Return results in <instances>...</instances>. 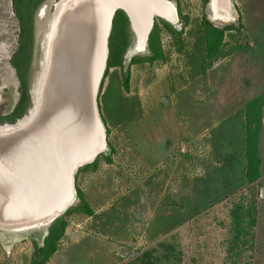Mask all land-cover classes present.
<instances>
[{
    "label": "rangeland",
    "instance_id": "obj_1",
    "mask_svg": "<svg viewBox=\"0 0 264 264\" xmlns=\"http://www.w3.org/2000/svg\"><path fill=\"white\" fill-rule=\"evenodd\" d=\"M60 1H29L22 21L15 0H0V122L12 120L22 73L30 100L25 116L32 107L49 21L67 0ZM172 3L178 19L171 26L181 35L159 23L163 59L132 65L133 58L149 51L147 46L144 54L133 52L136 38L129 28L125 69L110 70L99 91L109 154H101L96 171L75 177L74 188L83 191L93 215L70 214L57 264H128L161 242L174 243L185 264H227L230 212L249 194L244 188V105L264 93V0H232L234 21L229 23L214 21L209 3L201 0ZM204 17L220 29H238L225 34L214 60L206 58ZM20 58L28 66L21 72L15 68ZM256 189L258 249L252 261L251 252L245 260L264 264V178ZM79 204L76 195L70 208ZM47 231L0 230V264H30L33 240L42 245Z\"/></svg>",
    "mask_w": 264,
    "mask_h": 264
},
{
    "label": "water",
    "instance_id": "obj_2",
    "mask_svg": "<svg viewBox=\"0 0 264 264\" xmlns=\"http://www.w3.org/2000/svg\"><path fill=\"white\" fill-rule=\"evenodd\" d=\"M219 1L222 7L221 11L230 14L232 0ZM61 2L62 0L60 1V3ZM164 2L173 5V3L169 2L168 0H159L158 3H137L133 9V15L121 7H118L117 9H115V11H123L127 15L130 21V28L133 33H135V24H140L141 28H145L150 24L145 35V42L147 47L148 38L153 28L155 18H160L171 25H175V22H171L170 20L162 16L163 14L161 13L160 9L162 7H159V4L163 5ZM213 4V0H209V9L212 8ZM174 10L177 12L175 6ZM115 11L110 18L109 31L105 39V54L102 60V73L101 75L99 74L97 76L96 85L94 80L91 83L92 90L89 87L90 95L92 97V118L94 120V123H97L98 130H100V143L103 138L105 150L103 152L96 153L94 157H92V155H89V157H87V159L89 160L82 159V157L80 156L73 164L71 163L72 159L70 158L71 160L68 159L67 161V167H64L62 165L52 167L50 175H45L43 178L44 180H42L41 177V175L43 174L42 171L46 172L50 169L46 166L43 167L40 164L34 162V160H37L39 157L43 156V150L45 152L47 151V147L44 148L43 145H49L51 143L50 141L47 142V140L44 141V136L48 134L46 133L47 130L45 127L47 126V122L49 121V116L53 114L59 115L58 109L60 110V112H65L66 109H61L59 108V106L62 105L67 108V103H61L67 97L68 91L72 90V94L76 95L79 91L77 82H83V85L85 83L89 84V82L91 81L90 73L91 70H93L92 66H95V69H100V60L97 56L98 54L94 55L93 52H91V50H88L86 46L85 48H83L84 45L78 47V44H76L79 41L76 26L77 23L68 15L61 20L60 25L58 26V29L54 34L52 46L50 47V54L46 70L43 75L40 90L41 97L39 116H34L32 118L29 116L34 109L35 103L34 93L36 92V89H33L32 107L28 111L27 115L18 120L14 125L4 124L0 126V143H4L3 145L9 146V142L11 141V139H15L18 137H20V140L25 141L26 146L16 153L15 162H17L18 165L24 163V161L30 162L31 167L29 168L28 173L31 172V168L32 170H34L37 166H39V174H29L30 176H32V178L28 179L27 172H20V168L16 169V167L18 166L17 164L12 170L6 168L7 164L3 165V161H0V163L3 165V167H0V228H2V230H9L15 226L18 227L26 224L28 225L27 229H30L31 231L37 230L40 227L48 229L55 220L64 215L66 211L71 207V198L73 197V195L74 198L77 195L74 188V181L78 171L84 166L92 164L101 154H109V150H106L107 143L105 140L103 124L99 117L97 98L107 66L108 41L111 34ZM54 14L55 12L51 16L49 25L52 22ZM80 53L87 54L86 56L82 54L84 56V58H82L83 62L86 64V66H84L83 68L77 65V59L75 56H73L74 54ZM41 70L42 65L40 68V73ZM72 70H81L82 73L84 70L83 80L77 81L73 79L74 81L72 80L70 84L69 75H71ZM82 73L80 74V76L82 75ZM87 74H90L89 80H85ZM38 78L40 79V77ZM85 87L88 88L87 85ZM95 92L96 95H94ZM46 111H49V114L45 117ZM27 118H30L27 124H25L22 128H19L18 125H20V123ZM34 139L38 142L35 145ZM28 146L32 147L31 150L34 151L31 158H29L30 156L28 157L29 159L27 158L26 154H24V152H27L26 150ZM6 159L9 160V158L7 157ZM47 162H49V159H47ZM8 165H10V163ZM3 169L12 171V177L6 176L4 174L6 170ZM13 175L18 179H16V182H12L10 180L14 178ZM40 220H45V222L40 223ZM45 236H47V233L45 234Z\"/></svg>",
    "mask_w": 264,
    "mask_h": 264
},
{
    "label": "trees",
    "instance_id": "obj_3",
    "mask_svg": "<svg viewBox=\"0 0 264 264\" xmlns=\"http://www.w3.org/2000/svg\"><path fill=\"white\" fill-rule=\"evenodd\" d=\"M31 0H15V11L20 18L27 12ZM41 1V0H40ZM176 2L177 0H168ZM204 6L209 3V0H201ZM241 20V17L239 18ZM241 22V21H240ZM159 23L170 28L173 35L180 36L171 24L166 21L155 18L153 28L148 38L149 55L144 58H133L132 65L149 63L153 64L161 61L164 57ZM130 21L123 11H117L112 22L111 34L108 41V59L104 77L100 87V93L105 79L108 77L110 70L125 69V55L131 43ZM204 30L206 58L214 60L220 53L225 34L227 32L238 31L234 26H227L223 29L212 25L205 17L202 21ZM22 37L25 36V26L22 25ZM25 48L22 46L21 55L24 54ZM20 57V56H19ZM18 57V58H19ZM21 58H24L21 56ZM16 62L17 70H26L28 66H24ZM26 63V62H25ZM24 72V71H23ZM25 73V72H24ZM123 85L126 91L129 90V76H123ZM21 98L16 106L12 116V120H5L7 123L0 122V126L4 124L14 125L18 120L25 115L27 108L30 105L28 89L26 88V77L22 73ZM24 111V112H23ZM264 133V93L256 98L248 101L244 105V180L245 189L249 194L242 195L237 203H235L230 212V226L228 227L229 237L226 240V263L227 264H253L247 260L255 258L258 249L257 227L260 218V208L257 200V187L264 178V159L262 157V136ZM101 156V155H100ZM99 156V157H100ZM103 156V154H102ZM106 158L107 156L104 155ZM98 157V158H99ZM98 158L89 165L84 166L78 171L76 179L83 171L93 170L98 168ZM111 162L110 159L107 160ZM77 198L80 204L75 208H70L64 215L55 220L48 228L47 236L44 238L42 246L36 239L33 240L34 254L30 264H48L50 259L59 250L60 244L66 235L69 226L68 217L73 211L88 216L93 215L92 209L85 201L83 191L76 187ZM224 226V224L222 225ZM248 252H251L249 256ZM247 256V260L245 257ZM184 254L177 250L174 243L161 242L156 246L149 248L139 253V256L128 264H185Z\"/></svg>",
    "mask_w": 264,
    "mask_h": 264
},
{
    "label": "bare ground",
    "instance_id": "obj_4",
    "mask_svg": "<svg viewBox=\"0 0 264 264\" xmlns=\"http://www.w3.org/2000/svg\"><path fill=\"white\" fill-rule=\"evenodd\" d=\"M63 1V0H62ZM65 1V0H64ZM150 3V2H159V0H67L62 5L58 16L53 18L52 24L49 28H51L50 34L47 36V48L44 55V61H43V68L42 73H40V79L38 84V89L34 93V109L29 115L31 118L34 116H39V109H40V97H41V84L43 75L46 70L49 54H50V47L53 43L54 34L56 33L58 26L60 25V22L63 18L66 16H70L75 22L77 23V31H78V47L81 45H84L88 48V50H91L94 55L98 54V59L100 60V69L96 68L95 66H92L91 70V81L89 84L85 83L83 85V82H77L78 85V92L76 95L72 94V90L68 91L67 97L64 99V101L61 104L67 103V108L65 106L60 105L59 108L66 109L65 112H60L58 109L57 114H53L49 116V121L47 122V126L45 127L48 133L44 136L45 140L50 141L51 143L49 145H43V147L46 148V152L43 150V156L39 157L37 160H34L35 163L40 164L43 167H48L50 170L42 171V180H44L45 175H50V171L52 170V167L62 165L64 167H67V161L68 159L71 160V163H75L78 157H82V159H87L89 155L94 157V155L98 152H103L105 150L104 148V140L100 136V130H98L97 123H94L93 115H92V97L90 95V89L91 83L93 80L95 81L96 85V79L97 76L102 73L103 65L102 60L104 58L105 54V39L107 37V33L109 31V25H110V18L113 15V12L118 7H121L125 10H127L130 14H134L133 9L136 4L140 3ZM214 4L212 5L211 11L214 15V21H222V22H233L234 21V15L233 12L227 13L223 12L222 7L220 5L219 0H213ZM62 3V2H61ZM60 4V3H59ZM159 7L161 9L162 16L171 22L177 23L178 15L177 12L174 10V6L172 4H168L164 2L163 5L159 4ZM58 9V8H57ZM45 10V9H44ZM44 12V11H43ZM117 11H115L116 13ZM56 19V20H55ZM150 25V24H149ZM145 28H141L140 24H135L134 30H135V45L133 48V52L135 54H144L146 51V42H145V35L148 31V26ZM87 50V49H85ZM87 55L84 53L80 54H74L73 56L76 57L77 65H79L81 68L86 66V64L83 62L84 56ZM82 61V62H81ZM87 61V59H86ZM84 63V65H83ZM102 65V67H101ZM91 67V66H90ZM81 70H72L69 83L71 84L72 80L81 81L84 78V70L82 75ZM87 74L85 77V80H89V75ZM73 80V81H74ZM99 80V79H98ZM76 82V81H75ZM88 86L86 88L85 86ZM92 90V88H91ZM72 91V92H71ZM96 95V92L94 93ZM91 97V98H90ZM49 114V111H46L45 117ZM30 118L25 119L23 122L20 123L19 128L23 127L25 124H27L28 120ZM100 128V127H99ZM38 142L34 139V145ZM4 143H0V161H3V165L7 164L6 168L8 169H14L17 162H15L16 153L23 149L26 144L25 141L20 140V137L11 139L8 145H3ZM6 144V143H5ZM30 145V144H28ZM33 145V146H34ZM32 147H27V152H24L26 154L27 158H31L32 153L34 151L31 150ZM8 150V151H7ZM30 151V152H29ZM49 151V152H48ZM9 153V154H8ZM8 154V156H7ZM9 158V160L6 159ZM28 158V159H29ZM98 158V157H97ZM47 159H49V162H47ZM89 162V161H86ZM10 163V165H8ZM33 163V162H32ZM69 163V162H68ZM3 165L0 163V167H3ZM20 165V167H19ZM17 168H20V172H27L28 179H31L32 176L29 174H39V166L36 167V169L32 170L28 173L29 168L31 167L30 162H25L22 164H19ZM9 166V167H8ZM4 174L8 177H12V171H7V169ZM10 173V174H9ZM14 177V175H13ZM15 178V177H14ZM10 179L12 182H16L15 180ZM18 180V179H17ZM40 180V178H39ZM70 201L71 205L74 203L75 198L74 195L71 198ZM47 220V219H46ZM45 222V220H40V223ZM39 223V222H38ZM28 225H21V226H15L9 230L5 231H13V232H23L27 229ZM41 228V227H40ZM39 229V228H38ZM2 230V228H0Z\"/></svg>",
    "mask_w": 264,
    "mask_h": 264
},
{
    "label": "crops",
    "instance_id": "obj_5",
    "mask_svg": "<svg viewBox=\"0 0 264 264\" xmlns=\"http://www.w3.org/2000/svg\"><path fill=\"white\" fill-rule=\"evenodd\" d=\"M66 235H67V231H66ZM46 237V236H45ZM42 246V245H41ZM62 247L54 254V256L50 259L48 264H57L55 259L58 258V256L62 255ZM64 257H66V255H64Z\"/></svg>",
    "mask_w": 264,
    "mask_h": 264
}]
</instances>
